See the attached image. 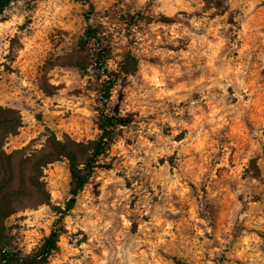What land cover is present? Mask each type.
<instances>
[{"label": "rangeland", "instance_id": "374dc122", "mask_svg": "<svg viewBox=\"0 0 264 264\" xmlns=\"http://www.w3.org/2000/svg\"><path fill=\"white\" fill-rule=\"evenodd\" d=\"M87 22L105 30L108 68L125 47L138 65L106 108L127 122L62 218L46 264H264V0H14L0 15V105L16 108L21 126L6 151L40 147L47 129L98 134L91 72L43 73ZM43 179L62 207L66 160L46 165ZM56 216L42 204L7 218L15 249H35Z\"/></svg>", "mask_w": 264, "mask_h": 264}, {"label": "trees", "instance_id": "16d2710c", "mask_svg": "<svg viewBox=\"0 0 264 264\" xmlns=\"http://www.w3.org/2000/svg\"><path fill=\"white\" fill-rule=\"evenodd\" d=\"M13 1L0 0V15ZM74 1L90 3V0ZM136 15L139 17L140 14ZM130 17L135 19L136 16ZM85 18L89 19V13H86ZM104 32L101 24L87 22L68 50L43 65V73L54 65H70L82 73L91 72L99 81L94 108L98 129L95 137L77 140L66 133L57 136L54 131L47 129L40 147L22 146L6 151L4 143L9 136L17 133L21 126V116L16 108L0 105V264L47 263L48 257L58 248L62 218L74 207L98 158L105 153L111 140L127 122L126 116L112 114L106 108L114 85L121 75L136 72L138 59L125 47L120 52L116 68H108L111 45ZM39 87L46 94L53 93L54 86L47 82L44 75L40 78ZM63 159L66 160L69 173V196L60 207L51 203L43 179V169ZM42 204L51 206L57 216L41 243L31 252L23 254L15 249V237L6 220L19 211ZM172 259L177 264H188L175 256Z\"/></svg>", "mask_w": 264, "mask_h": 264}]
</instances>
